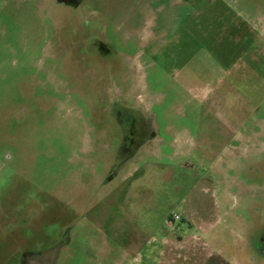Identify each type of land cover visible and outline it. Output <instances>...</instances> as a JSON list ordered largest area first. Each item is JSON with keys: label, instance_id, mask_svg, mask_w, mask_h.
<instances>
[{"label": "rangeland", "instance_id": "obj_1", "mask_svg": "<svg viewBox=\"0 0 264 264\" xmlns=\"http://www.w3.org/2000/svg\"><path fill=\"white\" fill-rule=\"evenodd\" d=\"M77 3L0 0V264H264V0Z\"/></svg>", "mask_w": 264, "mask_h": 264}, {"label": "flooded vegetation", "instance_id": "obj_2", "mask_svg": "<svg viewBox=\"0 0 264 264\" xmlns=\"http://www.w3.org/2000/svg\"><path fill=\"white\" fill-rule=\"evenodd\" d=\"M67 1H73V0H67ZM132 112H133L132 113V115H133L135 113V111L132 110ZM131 122H132V124H131V129L129 131V136H132V137L131 138L130 137L127 138L128 139L127 141L130 142V143H132V141L135 140V139H133V137L135 138V135L138 133L137 132L138 131L137 125L140 124L138 116L135 117V115H133V118H132ZM154 136H155V133L153 132L151 138L154 137ZM114 169H115V167H114Z\"/></svg>", "mask_w": 264, "mask_h": 264}, {"label": "trees", "instance_id": "obj_3", "mask_svg": "<svg viewBox=\"0 0 264 264\" xmlns=\"http://www.w3.org/2000/svg\"><path fill=\"white\" fill-rule=\"evenodd\" d=\"M60 1H61V2H67V4H71V5L74 4L75 6H76V4H78V3H77V0H75V1H74V0H73V1L60 0Z\"/></svg>", "mask_w": 264, "mask_h": 264}, {"label": "built area", "instance_id": "obj_4", "mask_svg": "<svg viewBox=\"0 0 264 264\" xmlns=\"http://www.w3.org/2000/svg\"><path fill=\"white\" fill-rule=\"evenodd\" d=\"M179 220H180L179 216H175V217H174V221H179ZM169 225L172 226V223L169 222Z\"/></svg>", "mask_w": 264, "mask_h": 264}]
</instances>
